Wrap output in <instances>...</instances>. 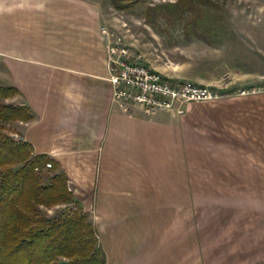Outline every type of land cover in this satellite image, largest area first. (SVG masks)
Masks as SVG:
<instances>
[{
  "label": "crops",
  "instance_id": "0c3cea01",
  "mask_svg": "<svg viewBox=\"0 0 264 264\" xmlns=\"http://www.w3.org/2000/svg\"><path fill=\"white\" fill-rule=\"evenodd\" d=\"M103 22L91 0H0V82L19 91L11 103L30 109L20 136L65 174L106 264H187L186 200L224 198L188 192L187 147H232L226 173L220 161L208 172L226 175V199L234 201L254 198L250 185L264 182V147L212 138L227 126L215 111L198 108H226L222 102L184 105L181 115L124 111L112 98ZM201 231L196 220L194 264H203ZM247 254L239 261L248 262Z\"/></svg>",
  "mask_w": 264,
  "mask_h": 264
},
{
  "label": "rangeland",
  "instance_id": "374dc122",
  "mask_svg": "<svg viewBox=\"0 0 264 264\" xmlns=\"http://www.w3.org/2000/svg\"><path fill=\"white\" fill-rule=\"evenodd\" d=\"M91 1L100 4L104 15L102 25L124 35L130 49L142 53L153 69L161 70L172 81L188 80L216 89L223 96L214 101L187 104L222 102L227 105L219 110L212 106L198 108L202 112L215 111L222 118L220 122L227 126L226 134H212L213 139L218 138L219 142L227 139L229 144L234 141V147H264V47L259 49L264 0H199L198 5L208 11L209 22L218 31V41L212 44L194 37L184 38L180 28L169 29L163 19L156 24L147 21L145 10L149 5L176 0H149L145 5L125 11L114 9L108 0ZM10 100L7 102L11 103ZM24 123L8 124L5 133L14 141L22 142L20 129ZM232 125L236 134L230 130ZM230 149L187 147L188 192L202 189L204 197H224L186 200L187 264H194L198 257L196 220L199 226L202 224L203 264H264V182L250 185L254 198L228 200L226 175L214 177L208 172L211 163L220 161V170L226 173ZM216 179L225 181L214 183ZM195 209L199 210L197 216ZM42 210L49 217L67 213L72 216L82 211L76 203L42 207ZM247 253H250L248 262H240Z\"/></svg>",
  "mask_w": 264,
  "mask_h": 264
},
{
  "label": "trees",
  "instance_id": "16d2710c",
  "mask_svg": "<svg viewBox=\"0 0 264 264\" xmlns=\"http://www.w3.org/2000/svg\"><path fill=\"white\" fill-rule=\"evenodd\" d=\"M125 11L149 0H108ZM199 0H176L149 5L146 19H163L169 29H181L208 44L218 41V31ZM19 95L0 84V264H106L93 223L82 211L49 217L42 207L74 203L64 173L45 154H34L27 142H16L6 132L8 124L33 119L26 105L8 103ZM47 163L52 169L45 170ZM38 169V171L36 170ZM50 170V171H49Z\"/></svg>",
  "mask_w": 264,
  "mask_h": 264
},
{
  "label": "built area",
  "instance_id": "2783aa9c",
  "mask_svg": "<svg viewBox=\"0 0 264 264\" xmlns=\"http://www.w3.org/2000/svg\"><path fill=\"white\" fill-rule=\"evenodd\" d=\"M99 33L105 48L108 79L113 86L112 98L124 111L139 108L147 115L158 111L181 115L184 105L223 97L211 87L163 76L146 64L142 53L130 49L124 35L105 26L100 27ZM14 138L18 137L14 135ZM51 167L47 163L44 169Z\"/></svg>",
  "mask_w": 264,
  "mask_h": 264
}]
</instances>
